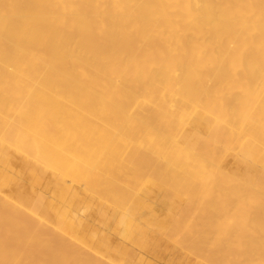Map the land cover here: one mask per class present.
I'll return each instance as SVG.
<instances>
[{
	"label": "bare ground",
	"instance_id": "1",
	"mask_svg": "<svg viewBox=\"0 0 264 264\" xmlns=\"http://www.w3.org/2000/svg\"><path fill=\"white\" fill-rule=\"evenodd\" d=\"M162 235L264 264V0H0V264Z\"/></svg>",
	"mask_w": 264,
	"mask_h": 264
},
{
	"label": "rangeland",
	"instance_id": "2",
	"mask_svg": "<svg viewBox=\"0 0 264 264\" xmlns=\"http://www.w3.org/2000/svg\"><path fill=\"white\" fill-rule=\"evenodd\" d=\"M151 199H152V196H151ZM158 200L159 199H157L156 201V203H154V205H155V208H156V210L160 213V211H161V203L160 202H158ZM83 214H87V212H84ZM94 216V215H93ZM96 216H97V214H96ZM90 219V222H91V224L93 225V227L95 226V228H96V224L98 225V223L100 222L98 219H97V217H96V221H95V219L94 218H89ZM92 220V221H91ZM94 221V222H93ZM99 225H100V223H99ZM100 226H102L101 227V229H100ZM100 226H98L97 227V229L99 228V231H102V232H105V233H107L108 232V228H106L105 226H104V224L103 223H101V225ZM103 229V230H102ZM104 229L106 230V231H104ZM111 231L112 230H110L109 231V234H110V236L112 237L113 236V238L115 239V240H117L118 239V235L117 234H115V233H111ZM115 232V231H114ZM155 233H157V231H154ZM158 234V233H157ZM115 235H117V236H115ZM159 236V235H158ZM113 239V240H114ZM156 242V241H155ZM160 245V246H159ZM158 247L159 248H161L162 249V251L159 253V254H155V251H157L158 250ZM134 249H135V251H137V250H139V251H137V253L139 254V255H141L143 258H147V259H149L152 263L153 262H155V263H153V264H169V260H172L173 261V263L172 264H175L174 263V261L177 259H179V254H178V248H175L173 245H172V243L169 241V239H167V238H165V237H163V235H162V237L160 238V241H159V243L158 242H156L155 243V250L154 251H152V252H148L147 250H145L144 248H141V247H134ZM144 250H145V252H144ZM146 253V254H145ZM151 254V255H150ZM176 258V259H175ZM189 259H191L190 257H188Z\"/></svg>",
	"mask_w": 264,
	"mask_h": 264
}]
</instances>
